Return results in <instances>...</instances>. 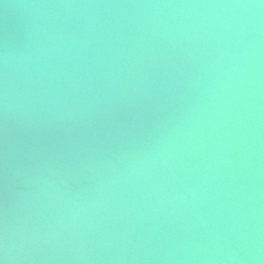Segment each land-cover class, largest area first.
Segmentation results:
<instances>
[{
	"label": "water",
	"instance_id": "obj_1",
	"mask_svg": "<svg viewBox=\"0 0 264 264\" xmlns=\"http://www.w3.org/2000/svg\"><path fill=\"white\" fill-rule=\"evenodd\" d=\"M63 264H264V238L190 253L107 258Z\"/></svg>",
	"mask_w": 264,
	"mask_h": 264
},
{
	"label": "clouds",
	"instance_id": "obj_2",
	"mask_svg": "<svg viewBox=\"0 0 264 264\" xmlns=\"http://www.w3.org/2000/svg\"><path fill=\"white\" fill-rule=\"evenodd\" d=\"M262 3H264V0H262ZM0 264H5V260L4 259H0Z\"/></svg>",
	"mask_w": 264,
	"mask_h": 264
}]
</instances>
